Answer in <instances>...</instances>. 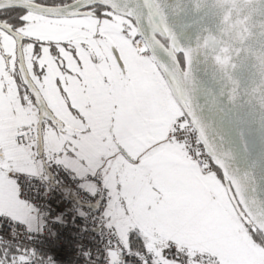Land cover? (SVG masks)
<instances>
[{"label": "snow or ice", "instance_id": "1", "mask_svg": "<svg viewBox=\"0 0 264 264\" xmlns=\"http://www.w3.org/2000/svg\"><path fill=\"white\" fill-rule=\"evenodd\" d=\"M141 35L118 0H0V264H264V205Z\"/></svg>", "mask_w": 264, "mask_h": 264}, {"label": "water", "instance_id": "2", "mask_svg": "<svg viewBox=\"0 0 264 264\" xmlns=\"http://www.w3.org/2000/svg\"><path fill=\"white\" fill-rule=\"evenodd\" d=\"M118 2L184 113L195 114L199 139L202 130L264 205V0Z\"/></svg>", "mask_w": 264, "mask_h": 264}, {"label": "rangeland", "instance_id": "3", "mask_svg": "<svg viewBox=\"0 0 264 264\" xmlns=\"http://www.w3.org/2000/svg\"><path fill=\"white\" fill-rule=\"evenodd\" d=\"M149 55H146V58L149 59ZM154 66V65H152ZM154 69H159L157 65L153 67ZM161 71L157 73V83H156V92L159 96L161 103L167 109H175L177 113H179L183 109L181 108L180 104L176 101L171 89L169 88L167 82L165 81L163 75H161ZM184 112V111H183Z\"/></svg>", "mask_w": 264, "mask_h": 264}, {"label": "built area", "instance_id": "4", "mask_svg": "<svg viewBox=\"0 0 264 264\" xmlns=\"http://www.w3.org/2000/svg\"><path fill=\"white\" fill-rule=\"evenodd\" d=\"M185 119H188V118L185 117ZM187 131L192 133V135H191L190 138H191L193 141H197V140L199 139L196 130L194 129V127H193L191 124L189 125ZM194 150H195V145H194Z\"/></svg>", "mask_w": 264, "mask_h": 264}, {"label": "flooded vegetation", "instance_id": "5", "mask_svg": "<svg viewBox=\"0 0 264 264\" xmlns=\"http://www.w3.org/2000/svg\"><path fill=\"white\" fill-rule=\"evenodd\" d=\"M131 19H132V21H133V23L136 25V22H135V20L132 18V17H130ZM137 26V25H136ZM157 37H158V39L164 44V45H166V46H168V39H166V38H162L161 36H159V35H157ZM139 41V40H138ZM137 46V45H136ZM183 63V62H182Z\"/></svg>", "mask_w": 264, "mask_h": 264}, {"label": "bare ground", "instance_id": "6", "mask_svg": "<svg viewBox=\"0 0 264 264\" xmlns=\"http://www.w3.org/2000/svg\"><path fill=\"white\" fill-rule=\"evenodd\" d=\"M145 42L142 40V39H140L138 42H137V47H139V48H143V47H145ZM147 54V53H146ZM182 56V55H181Z\"/></svg>", "mask_w": 264, "mask_h": 264}, {"label": "crops", "instance_id": "7", "mask_svg": "<svg viewBox=\"0 0 264 264\" xmlns=\"http://www.w3.org/2000/svg\"><path fill=\"white\" fill-rule=\"evenodd\" d=\"M146 55H149V54L147 53V54H145V56H146ZM149 59H150V61H151V64L155 66L156 63L154 62L153 58H152L151 56H149ZM154 66H153V67H154Z\"/></svg>", "mask_w": 264, "mask_h": 264}, {"label": "trees", "instance_id": "8", "mask_svg": "<svg viewBox=\"0 0 264 264\" xmlns=\"http://www.w3.org/2000/svg\"><path fill=\"white\" fill-rule=\"evenodd\" d=\"M179 59H180V61H181V63L183 62V60H182V56L181 55H179Z\"/></svg>", "mask_w": 264, "mask_h": 264}]
</instances>
